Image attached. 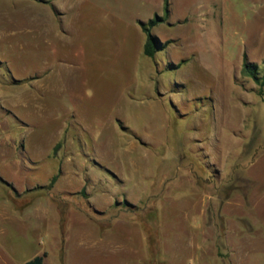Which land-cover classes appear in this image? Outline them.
Masks as SVG:
<instances>
[{"label": "rangeland", "instance_id": "1", "mask_svg": "<svg viewBox=\"0 0 264 264\" xmlns=\"http://www.w3.org/2000/svg\"><path fill=\"white\" fill-rule=\"evenodd\" d=\"M164 3L0 0V264H264V0Z\"/></svg>", "mask_w": 264, "mask_h": 264}, {"label": "trees", "instance_id": "2", "mask_svg": "<svg viewBox=\"0 0 264 264\" xmlns=\"http://www.w3.org/2000/svg\"><path fill=\"white\" fill-rule=\"evenodd\" d=\"M167 16H168V3H167V0H165L164 17H167ZM163 20H164L163 17L154 16L153 18L149 19L147 23L145 24L140 23L141 30L146 37V41L143 46V54L146 57L152 58L154 54L156 53V47H155L156 39L153 36L151 30L152 28L156 27L159 23H162ZM243 71L246 74L250 75L251 77L255 78L257 70L254 64L247 63L246 58H244ZM263 78H264V73H263ZM44 257L45 255L36 256L24 264H45Z\"/></svg>", "mask_w": 264, "mask_h": 264}, {"label": "crops", "instance_id": "3", "mask_svg": "<svg viewBox=\"0 0 264 264\" xmlns=\"http://www.w3.org/2000/svg\"><path fill=\"white\" fill-rule=\"evenodd\" d=\"M144 46V45H143ZM143 48V47H142ZM60 153H62V151H60ZM62 166V168L65 170V171H70V169H71V171L74 169L75 171H77L78 169L76 168V167H74V165H72V164H69V163H65L64 165H61ZM4 191H6L7 192V195L9 196V189H4ZM9 193V194H8ZM23 194L24 193H21V194H16L15 193V195H14V197H16V198H21L22 196H23ZM7 199H11V201H13L12 199V197H7ZM29 208L31 209H33L32 210V214H33V217H34V219H35V222H36V226L38 227V225H39V221H40V216H41V208L39 207V205H37L36 203H33V204H31L30 203V205H29V207H28V210H29ZM30 211V210H29ZM31 216V212H29V214H28V218ZM30 219V218H29ZM28 226H31L30 225V221H29V223H28ZM43 255H45V254H43ZM37 256V255H36ZM36 256H33L32 257V259L34 258V257H36ZM46 256V255H45ZM44 262H45V264H51V263H49L48 261H47V257L46 258H44ZM21 264H24V263H21Z\"/></svg>", "mask_w": 264, "mask_h": 264}]
</instances>
